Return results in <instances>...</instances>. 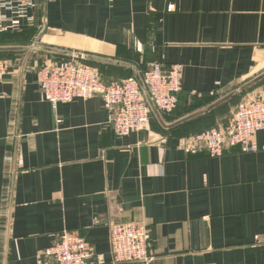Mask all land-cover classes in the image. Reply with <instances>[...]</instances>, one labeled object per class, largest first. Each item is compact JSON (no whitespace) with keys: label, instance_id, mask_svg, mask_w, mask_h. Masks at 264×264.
I'll return each mask as SVG.
<instances>
[{"label":"crops","instance_id":"1","mask_svg":"<svg viewBox=\"0 0 264 264\" xmlns=\"http://www.w3.org/2000/svg\"><path fill=\"white\" fill-rule=\"evenodd\" d=\"M32 22L0 46L41 44L132 64H180L171 124L264 72V0H36ZM43 52H0V264L39 257L64 230L81 234L103 264H264V130L257 150L211 156L193 136L223 127L246 91L174 128L118 136L101 96L54 107L42 97ZM92 63V62H90ZM96 64L105 80L133 69ZM144 224L152 258L114 262L111 224ZM259 236L263 242L257 241Z\"/></svg>","mask_w":264,"mask_h":264},{"label":"built area","instance_id":"2","mask_svg":"<svg viewBox=\"0 0 264 264\" xmlns=\"http://www.w3.org/2000/svg\"><path fill=\"white\" fill-rule=\"evenodd\" d=\"M36 0H0V31L18 28V18L32 22ZM10 63L0 60V81L8 73ZM180 64L168 69L153 62L142 74L146 90L157 109L165 115L178 106L181 86ZM42 97L55 107L58 102L75 98L102 97L108 112V124L118 136L149 126L152 109L136 77L106 82L99 66L76 58H45L38 70ZM264 130V86L246 91L223 127L214 126L193 136L211 156H220L228 148L254 152L256 134ZM257 241L263 240L256 236ZM111 254L114 262L147 261L152 258L149 234L144 224L121 222L111 224ZM39 257H47L52 264H103L105 259L96 254L86 239L75 231L64 230L55 242L42 250Z\"/></svg>","mask_w":264,"mask_h":264},{"label":"water","instance_id":"3","mask_svg":"<svg viewBox=\"0 0 264 264\" xmlns=\"http://www.w3.org/2000/svg\"><path fill=\"white\" fill-rule=\"evenodd\" d=\"M26 50H28L30 53L33 51H38V52H43V53L51 54V55H55V56L82 59L84 61L97 63V64H105V65H110V66L133 69L135 71V77L138 80L141 89L144 91L145 97H146L152 111L157 116L160 123L165 128H168V129L174 128V127H176L182 123H185V122H187V121H189V120H191L197 116H200L204 113L211 111L212 109L216 108L217 106L229 101L233 97H235V96L245 92L246 90L256 86L258 83H260L261 81L264 80V72H263V73L259 74L258 76L254 77L253 79L249 80L248 82L242 84L240 87H238L234 91L230 92L226 96H224V97L220 98L219 100H217L216 102L210 104L209 106H207V107H205V108H203L197 112H194L193 114H190L184 118H181V119L177 120L176 122H173L171 124H166L162 115H161V112L157 109V107L153 103L150 95L148 94L141 74L139 73V71L135 67L132 66V64L125 62V61H122V60L107 58V57L99 56V55H95V54H89V53L84 54L82 52H76V51L69 50V49L44 45V44H41L40 37H38L31 46H0V52H14V51L24 52Z\"/></svg>","mask_w":264,"mask_h":264},{"label":"trees","instance_id":"4","mask_svg":"<svg viewBox=\"0 0 264 264\" xmlns=\"http://www.w3.org/2000/svg\"><path fill=\"white\" fill-rule=\"evenodd\" d=\"M1 32H4V31H0V33ZM1 35V34H0ZM55 58H57V59H66V58H68V57H62V56H56ZM88 62V61H87ZM99 69H100V67H99ZM100 71H101V69H100ZM101 76H102V79L104 80V81H106V82H109L110 80H105L104 79V76H103V74H102V72H101ZM178 102H179V100H178Z\"/></svg>","mask_w":264,"mask_h":264}]
</instances>
